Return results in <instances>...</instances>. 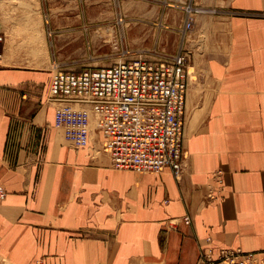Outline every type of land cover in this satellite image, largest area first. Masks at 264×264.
Returning <instances> with one entry per match:
<instances>
[{"label":"crops","instance_id":"0c3cea01","mask_svg":"<svg viewBox=\"0 0 264 264\" xmlns=\"http://www.w3.org/2000/svg\"><path fill=\"white\" fill-rule=\"evenodd\" d=\"M52 1L0 0V264H196L224 247L264 259V0L143 7L193 19L177 52L178 180L115 170L95 129L76 148L54 127Z\"/></svg>","mask_w":264,"mask_h":264},{"label":"built area","instance_id":"2783aa9c","mask_svg":"<svg viewBox=\"0 0 264 264\" xmlns=\"http://www.w3.org/2000/svg\"><path fill=\"white\" fill-rule=\"evenodd\" d=\"M192 24L188 17L184 31ZM187 61L188 54L179 52L160 61L139 57L80 72L56 70L49 88L54 127L76 148L87 147L95 129L115 170L169 172L178 180ZM5 197L0 184V203ZM196 264H264V259L258 252L224 247L201 252Z\"/></svg>","mask_w":264,"mask_h":264},{"label":"rangeland","instance_id":"374dc122","mask_svg":"<svg viewBox=\"0 0 264 264\" xmlns=\"http://www.w3.org/2000/svg\"><path fill=\"white\" fill-rule=\"evenodd\" d=\"M78 2L52 1L53 7L60 9H54L52 33L58 70L80 72L139 57L164 60L181 50L182 40L188 35L183 29L186 16H144L143 7L152 6L147 0ZM76 7L83 11L74 17ZM73 24L78 30H72Z\"/></svg>","mask_w":264,"mask_h":264}]
</instances>
